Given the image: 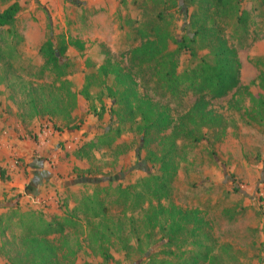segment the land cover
<instances>
[{"label":"rangeland","instance_id":"374dc122","mask_svg":"<svg viewBox=\"0 0 264 264\" xmlns=\"http://www.w3.org/2000/svg\"><path fill=\"white\" fill-rule=\"evenodd\" d=\"M13 1L0 0V10ZM95 1L98 6L90 0H19L15 26L25 39L0 61V168L7 175L0 179V264L40 261L21 237L42 225L28 229L25 215L35 222L72 221L64 233L48 234L56 264H184L197 253L213 264H264V0H226V6L216 0ZM238 7L243 21L237 20ZM212 26L237 48L240 82L219 97L205 93L211 119L198 122L193 137L182 128V114L201 93L183 82L182 73L204 59L213 63L216 44L204 34L182 49V40ZM4 30L2 47L9 52L7 42L19 39L6 34L4 40ZM61 34L87 45L83 52H67V77L42 70L39 51ZM147 39L155 43L154 55H133ZM173 60L181 75L177 91L165 76ZM102 65L120 66L141 95L171 114L170 126L144 134L139 117L133 119L110 94L108 87L124 85ZM163 155L171 178L163 206L150 195L161 220L139 206L126 210L106 180L81 182L109 177L127 186L150 173L162 175ZM43 159L60 179L41 187L48 178L39 167ZM93 193L110 207L102 226L114 229L101 242L89 234L97 220L80 209ZM171 224L174 241L168 239Z\"/></svg>","mask_w":264,"mask_h":264},{"label":"trees","instance_id":"16d2710c","mask_svg":"<svg viewBox=\"0 0 264 264\" xmlns=\"http://www.w3.org/2000/svg\"><path fill=\"white\" fill-rule=\"evenodd\" d=\"M218 4H224L226 6V0H216ZM216 2L214 3V5ZM213 5V3H212ZM22 6L19 0H14L7 7L0 10V28H5V38L8 39V36H12L14 39L18 38L19 41H11L7 42L8 51H6L5 47H2V40L0 38V61L4 60L5 57L10 58L12 52L18 51V44L24 41V36L20 35L16 29V21L21 11ZM210 11V9H208ZM238 7L237 20L243 21L245 18V13L241 12ZM195 31L194 36H188L186 41L182 40V49L183 46H191L192 42H196L199 37H203L204 34L210 39L211 42H214L216 45L213 48L214 53V62L211 63L207 60H203L199 63L194 69L191 71H184L182 73V77L185 80L183 82H187L188 87H192L201 93V96L198 97L195 103L187 110L184 114H182V128L186 132L189 133L190 136L195 137L198 132L195 129L199 123L208 124L211 119V113L208 109V101L209 100L205 93H209L211 97H219L225 95L230 89L237 87L240 82V68L241 61L239 59L237 48L230 44L229 40L217 30L215 26L207 29L206 32ZM0 37H2L0 35ZM11 37V40H12ZM187 42V43H186ZM217 42V43H216ZM69 45H74L78 50L84 51L85 45L84 42L79 38H74L66 35H58L56 38L49 37L40 47V53L42 54L45 65L42 70L50 69L53 71L57 77L65 76L70 73L68 69L72 61L68 57L67 52ZM156 49L155 43L147 39L141 46H138L132 49L133 55H141V56H153L154 50ZM195 53V51H192ZM6 54L8 56H6ZM172 55V54H170ZM196 55V53H195ZM6 65L8 68H12L14 63L9 59H6ZM106 61L108 64L110 62V56L106 57ZM104 68V69H103ZM101 69L105 72H112L116 75V78L119 82H121L124 87L123 89H111L109 88L110 94L116 98V103L122 104L127 107V110L130 115H133V119L135 117H139L140 129L144 134H148L152 129H160L164 130L170 126V122L172 121V116L165 109L160 110L154 104L152 99L149 97L143 96L137 89L135 80L127 81V77L129 75H124L121 71V67L118 65L112 66L110 69L106 68L102 65ZM10 70V69H8ZM166 79L170 84V88L173 91H177L178 81L181 75L177 72V61L173 60V63L166 70ZM62 79V77H61ZM67 80V79H66ZM130 83V84H129ZM35 98L30 99V103H33ZM264 102V100H263ZM35 107V105H34ZM112 112L119 113V109H112ZM187 121H190V125L186 126ZM94 143V142H93ZM161 169L164 170L162 175H155L150 173L148 176L143 177L138 180L137 183H133L127 186L121 184H115V180L107 177L106 179H102L100 181H83L82 183H95L99 184L101 181H108V185L106 186L109 190H114L120 198L123 199L124 206L127 207L132 206L133 210L139 206L143 208L144 213L149 214L151 216L152 213L159 212L155 210L152 212L153 200L150 198L152 194L158 200V203L163 206V201L161 200L162 196H164L169 190V184L171 178H167V174L169 173V167L167 164V155H163L161 159ZM7 175H5V169L0 168V179H6ZM83 178V177H82ZM104 187V189H106ZM98 194V189L96 192ZM93 193L92 195L87 194L84 197L85 208H80L82 214L88 217V219L94 218L96 223L92 225L89 229V234L91 237H96L102 240H106L108 235H110V231L114 230L111 226H107L106 228L102 226L103 218L107 216L110 212V207L104 203V199L101 197H97L98 195ZM82 202L80 203V205ZM80 205H76L75 208L80 207ZM74 208V209H75ZM79 209V208H78ZM75 212V211H74ZM26 214V213H25ZM171 214V213H170ZM28 217L25 225L28 229H33L38 224L42 225V228L39 231L31 232L28 231L24 233L21 237L22 242L30 243L35 248L37 259L40 258V261H36L35 264H56L55 248L49 245L48 234L51 233H64L72 221L69 219H64L62 221H46L43 217L38 219V222H35V216L25 215ZM156 218L161 220L162 214L155 213ZM171 216H177L171 214ZM164 219V217H162ZM174 218V217H173ZM175 220V218H174ZM91 221V220H88ZM162 228H166V224H160ZM175 224L170 225V232L168 234L169 240L177 239V234L174 232ZM177 230V229H176ZM36 233V234H35ZM41 234L42 239L39 237ZM106 252V251H105ZM182 264V263H181ZM184 264H213V258L208 255H201L197 253L193 255L190 259H187Z\"/></svg>","mask_w":264,"mask_h":264},{"label":"crops","instance_id":"0c3cea01","mask_svg":"<svg viewBox=\"0 0 264 264\" xmlns=\"http://www.w3.org/2000/svg\"><path fill=\"white\" fill-rule=\"evenodd\" d=\"M95 0H90V6H98L97 4H95ZM83 41V40H82ZM84 42V45H85V48H86V43H85V41H83ZM76 48L74 45H69V48H68V52L70 51V49L71 48ZM77 49V48H76ZM17 112V111H16ZM18 125H20V126H22V125H24V123L22 122V120H19V122L17 123ZM47 133H49V132H46V134ZM16 137V136H15ZM14 137V138H15ZM58 133L57 134H55L54 135V140H56V139H58ZM63 137H65V136H61L60 138H63ZM20 140V139H19ZM51 141V139L49 140V142ZM45 142H47V141H45ZM44 142V143H45ZM49 142H47L48 144H50ZM32 144H34L33 145V147L35 148V143H33L32 142ZM48 165H49V162H48V160H45V159H43V161H42V163H40V168L44 171V172H47V176L46 177H48V178H44L41 182H40V184L41 183H43V184H41V187H44V185L46 184V181H49V182H54L55 183V179L56 178H59L60 179V176L58 175V173L57 172H52L50 169H48Z\"/></svg>","mask_w":264,"mask_h":264},{"label":"water","instance_id":"95a60500","mask_svg":"<svg viewBox=\"0 0 264 264\" xmlns=\"http://www.w3.org/2000/svg\"><path fill=\"white\" fill-rule=\"evenodd\" d=\"M111 179H113V178H111ZM100 180H102V179H96V178H91V177H83V178H81V182H83V181H89V182H95V181H100Z\"/></svg>","mask_w":264,"mask_h":264}]
</instances>
